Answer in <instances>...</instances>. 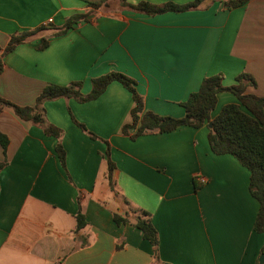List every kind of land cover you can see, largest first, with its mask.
<instances>
[{
    "label": "crops",
    "instance_id": "crops-1",
    "mask_svg": "<svg viewBox=\"0 0 264 264\" xmlns=\"http://www.w3.org/2000/svg\"><path fill=\"white\" fill-rule=\"evenodd\" d=\"M87 1L99 0H0V49L12 35L60 28L90 13L61 36L42 30L0 57V98L32 108L48 84L81 82L87 95L92 79L111 72L134 81L144 111L174 119L209 76L220 75L229 87L247 74L255 85L245 94L264 98V0L232 9L205 0L155 15L123 7L122 0L97 9ZM191 1L124 0L131 6ZM41 38L48 41L43 50ZM228 104L238 101L219 93L211 118ZM42 107L47 123L61 130L59 139L0 107V133L8 141L5 150L0 146V264H258L264 236L252 229L258 203L248 190L249 172L232 156L210 151L207 125L133 139L135 129L123 132L133 101L117 82L95 100L61 98ZM106 144L119 199L106 180ZM127 209L148 213L155 251L133 215L113 222ZM77 213L84 220L78 230Z\"/></svg>",
    "mask_w": 264,
    "mask_h": 264
},
{
    "label": "trees",
    "instance_id": "trees-1",
    "mask_svg": "<svg viewBox=\"0 0 264 264\" xmlns=\"http://www.w3.org/2000/svg\"><path fill=\"white\" fill-rule=\"evenodd\" d=\"M205 0H193L185 5L165 4L161 6L151 5L147 2H140L135 6L128 5L121 1V6L130 8L137 12L148 15H155L164 12H183L196 8ZM229 8L243 6L248 0H217ZM105 0L97 2L87 1L91 9L99 8ZM86 15H74L68 18L60 28L38 27L35 30L12 35L5 48L0 49V57L11 53L18 45L29 41L36 33L42 30H51L53 37L63 35L74 24L80 21H87ZM48 41L41 38L39 50L47 47ZM2 62L0 60V72ZM117 82L125 88L133 101V108L130 111L131 124L123 128L135 129L131 136L133 139L146 134L168 133L179 127H190L198 129L204 125L211 124L208 128L207 140L210 151L214 155H230L235 158L242 167L249 172L248 190L250 195L258 203V210L253 222V232L264 236V98L245 94L247 86H254L253 79L247 74H240L235 78V84L229 87L222 85L220 75L203 78L197 91L190 93L186 101L180 106L184 109V116L174 119L166 116H159L150 111H144L143 102L135 89V83L127 76L111 72L91 80V90L87 95H82L80 90L81 82H70L67 85L59 86L54 84L46 85L37 96L34 107H20L5 99L0 98V107L10 108L14 114L22 121L30 122L39 127L46 136L59 139L61 130L47 123L43 103L55 101L57 99H73L78 102H88L97 99L112 83ZM221 92L231 93L238 104H228L222 107L218 115L211 118V113L215 108L217 95ZM73 123L81 130L85 131L83 125ZM92 139H96L93 134H89ZM8 144L7 138L0 133V146L3 150ZM105 152L106 180L113 197L118 198V193L114 190L112 174L115 169L109 158L108 145ZM55 152L61 166L64 168L65 153L59 143L55 146ZM0 163V169L3 167ZM125 202V201H124ZM126 203V202H125ZM127 205V204H126ZM128 211V212H127ZM124 216L113 215V222L116 225L127 221L128 214L133 215V225L141 232L142 238L146 240L154 249L158 244L157 233L151 224L148 213L142 210L127 209ZM84 226V220L80 213L76 215V229ZM264 255V243L260 249V255ZM156 260V256L154 255ZM264 264V263H263Z\"/></svg>",
    "mask_w": 264,
    "mask_h": 264
},
{
    "label": "water",
    "instance_id": "water-1",
    "mask_svg": "<svg viewBox=\"0 0 264 264\" xmlns=\"http://www.w3.org/2000/svg\"><path fill=\"white\" fill-rule=\"evenodd\" d=\"M211 127V124H208V128ZM264 263V255H260L258 259V264H263Z\"/></svg>",
    "mask_w": 264,
    "mask_h": 264
},
{
    "label": "built area",
    "instance_id": "built-area-1",
    "mask_svg": "<svg viewBox=\"0 0 264 264\" xmlns=\"http://www.w3.org/2000/svg\"><path fill=\"white\" fill-rule=\"evenodd\" d=\"M51 22V20H49V22L48 23H50ZM200 183H202L203 182V179L202 178H196Z\"/></svg>",
    "mask_w": 264,
    "mask_h": 264
},
{
    "label": "rangeland",
    "instance_id": "rangeland-1",
    "mask_svg": "<svg viewBox=\"0 0 264 264\" xmlns=\"http://www.w3.org/2000/svg\"><path fill=\"white\" fill-rule=\"evenodd\" d=\"M109 1H111V0H105V2H109ZM262 255V254H261ZM260 257V256H259Z\"/></svg>",
    "mask_w": 264,
    "mask_h": 264
}]
</instances>
